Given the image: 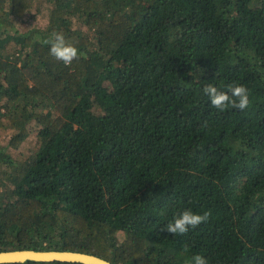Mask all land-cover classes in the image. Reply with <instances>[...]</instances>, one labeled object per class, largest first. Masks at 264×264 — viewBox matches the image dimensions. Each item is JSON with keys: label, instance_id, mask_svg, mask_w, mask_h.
I'll use <instances>...</instances> for the list:
<instances>
[{"label": "trees", "instance_id": "obj_1", "mask_svg": "<svg viewBox=\"0 0 264 264\" xmlns=\"http://www.w3.org/2000/svg\"><path fill=\"white\" fill-rule=\"evenodd\" d=\"M32 2L0 0V250L264 264V0H43L20 30ZM233 82L249 108L218 111ZM185 209L209 219L160 231Z\"/></svg>", "mask_w": 264, "mask_h": 264}, {"label": "clouds", "instance_id": "obj_2", "mask_svg": "<svg viewBox=\"0 0 264 264\" xmlns=\"http://www.w3.org/2000/svg\"><path fill=\"white\" fill-rule=\"evenodd\" d=\"M43 43L48 46L49 54L66 67L79 58V49L68 42L63 33L53 32ZM202 91L208 96L210 104L221 112L225 111L229 106L243 111L248 109L251 103L248 89L244 85L235 82L227 85V91L218 90L212 84L205 85ZM209 216L210 212L208 211L200 214L190 209H185L174 215L160 231L173 236H183L190 229H195L201 223L206 222ZM184 264H209V260L203 255L196 254L189 260H185Z\"/></svg>", "mask_w": 264, "mask_h": 264}, {"label": "water", "instance_id": "obj_3", "mask_svg": "<svg viewBox=\"0 0 264 264\" xmlns=\"http://www.w3.org/2000/svg\"><path fill=\"white\" fill-rule=\"evenodd\" d=\"M26 260H60L83 264H112L109 260L94 253L67 249L15 248L0 250V263L23 262Z\"/></svg>", "mask_w": 264, "mask_h": 264}, {"label": "rangeland", "instance_id": "obj_4", "mask_svg": "<svg viewBox=\"0 0 264 264\" xmlns=\"http://www.w3.org/2000/svg\"><path fill=\"white\" fill-rule=\"evenodd\" d=\"M44 7L43 0H33L28 14L25 18H22L19 29L24 30L28 27L43 26L47 21L46 11L42 9Z\"/></svg>", "mask_w": 264, "mask_h": 264}]
</instances>
